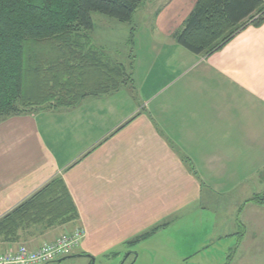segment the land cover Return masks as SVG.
Here are the masks:
<instances>
[{
  "label": "crops",
  "instance_id": "crops-1",
  "mask_svg": "<svg viewBox=\"0 0 264 264\" xmlns=\"http://www.w3.org/2000/svg\"><path fill=\"white\" fill-rule=\"evenodd\" d=\"M196 2L135 12L121 30L127 87L0 122V218L55 178L76 208L72 223L37 226L44 239L83 233L49 264H222L207 252L238 235V214L263 210L247 201L264 190V20L197 56L173 38Z\"/></svg>",
  "mask_w": 264,
  "mask_h": 264
},
{
  "label": "trees",
  "instance_id": "trees-1",
  "mask_svg": "<svg viewBox=\"0 0 264 264\" xmlns=\"http://www.w3.org/2000/svg\"><path fill=\"white\" fill-rule=\"evenodd\" d=\"M144 3L0 0V122L44 106L72 108L86 97L104 96L131 83V62H112L92 47V16L130 24ZM263 20L262 0H197L173 38L190 53L205 56L241 27ZM247 202L264 206V196ZM76 220L69 193L62 179L55 178L0 218V238L15 240L24 225L50 228Z\"/></svg>",
  "mask_w": 264,
  "mask_h": 264
},
{
  "label": "rangeland",
  "instance_id": "rangeland-1",
  "mask_svg": "<svg viewBox=\"0 0 264 264\" xmlns=\"http://www.w3.org/2000/svg\"><path fill=\"white\" fill-rule=\"evenodd\" d=\"M95 17L102 18V16L93 15L92 20L94 27L97 28L98 37L104 42H107L104 47L106 58L112 62L125 64L126 60L131 55V48L130 45L123 40V34L125 33L121 30L128 29L130 26H128V24H119L117 22H112L114 24L110 22L106 23L104 20H98ZM129 70H126V72ZM125 86L127 87L128 84ZM46 108L48 107L44 106L40 109ZM260 196H264V190L260 193ZM261 207H263V210L261 211H253L249 207L245 213L238 214L239 220L237 219V221L239 222H237V227L234 226L235 229L232 231L229 229L230 233L238 232V235L229 241L227 239L216 242L211 247V250L207 252V258L211 259L214 257L222 264H230V262L231 264H264V206ZM256 220L258 221V224L255 225L254 222ZM39 228L40 227H37V225H24L17 231V238L15 240L12 238L6 239L1 237L0 250L16 247L17 245H24L31 248L27 243H32L37 240L42 243L40 245L42 246L43 244L51 242L57 237L64 235H56L44 239L43 235L36 236L37 232H39L37 231ZM240 234H243V236H240Z\"/></svg>",
  "mask_w": 264,
  "mask_h": 264
},
{
  "label": "built area",
  "instance_id": "built-area-1",
  "mask_svg": "<svg viewBox=\"0 0 264 264\" xmlns=\"http://www.w3.org/2000/svg\"><path fill=\"white\" fill-rule=\"evenodd\" d=\"M83 233L76 229L37 248L24 245L0 251V264H49L69 255L80 244Z\"/></svg>",
  "mask_w": 264,
  "mask_h": 264
}]
</instances>
